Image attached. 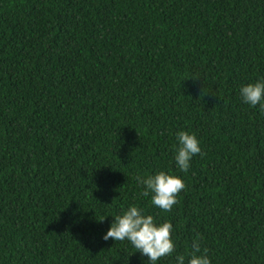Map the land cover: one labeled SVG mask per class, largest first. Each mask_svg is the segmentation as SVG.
<instances>
[{
  "label": "trees",
  "instance_id": "1",
  "mask_svg": "<svg viewBox=\"0 0 264 264\" xmlns=\"http://www.w3.org/2000/svg\"><path fill=\"white\" fill-rule=\"evenodd\" d=\"M260 80L264 0H0V264H152L103 239L130 205L173 225L156 264L194 238L264 264V111L240 95ZM160 170L186 185L171 212L136 180Z\"/></svg>",
  "mask_w": 264,
  "mask_h": 264
},
{
  "label": "clouds",
  "instance_id": "2",
  "mask_svg": "<svg viewBox=\"0 0 264 264\" xmlns=\"http://www.w3.org/2000/svg\"><path fill=\"white\" fill-rule=\"evenodd\" d=\"M240 95L245 103L253 107L259 105L260 110L264 111V80L242 86ZM176 138L178 146L174 150V160L180 170L187 172L191 158L201 153L200 141L194 133L185 130L177 132ZM136 180L143 186L142 195H150L152 205L164 212L172 211L178 203L177 196L186 187L180 176L163 170L150 175H137ZM172 229L173 225L169 221L158 223L151 214H145L136 205H130L121 214L114 216L103 239L127 240L148 261L156 264L162 257L171 256L175 251ZM207 251V248L202 250L199 239L194 238L187 258L183 254L177 255L176 264H211Z\"/></svg>",
  "mask_w": 264,
  "mask_h": 264
}]
</instances>
